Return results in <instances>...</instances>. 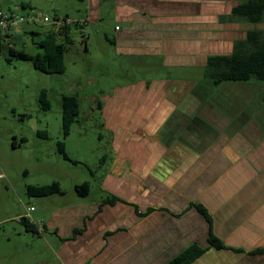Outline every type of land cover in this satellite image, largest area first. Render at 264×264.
I'll return each instance as SVG.
<instances>
[{
	"label": "crops",
	"instance_id": "1",
	"mask_svg": "<svg viewBox=\"0 0 264 264\" xmlns=\"http://www.w3.org/2000/svg\"><path fill=\"white\" fill-rule=\"evenodd\" d=\"M241 1L72 0L79 13H61L83 20L68 33L84 50L85 28L111 18L109 43L133 71L98 103L111 152L99 194L80 196L74 183L17 216L6 240L31 234L41 248L32 264H165L191 244L204 251L188 264H264V83L212 87L201 70L247 31L264 32V20L231 14Z\"/></svg>",
	"mask_w": 264,
	"mask_h": 264
},
{
	"label": "rangeland",
	"instance_id": "2",
	"mask_svg": "<svg viewBox=\"0 0 264 264\" xmlns=\"http://www.w3.org/2000/svg\"><path fill=\"white\" fill-rule=\"evenodd\" d=\"M22 3L50 16H62L63 11L79 13L72 0H0V7L28 8ZM112 23L108 18L100 28H85L87 50L83 49L79 31H73L72 41L62 54V74L42 72L31 58L21 56L43 53L25 31L33 27L41 33L45 28L40 25L21 23L18 33L0 43V264H32L40 255L41 248L33 244L29 233L19 237L17 232L11 241L6 240L20 226L17 216L25 212L26 206L36 205L38 199L27 194L28 185L57 181L61 189L70 191L74 183L90 181L91 197L99 194L97 176L109 167L111 152L98 103L103 90L111 92L122 82L121 77L133 71L129 62L132 58L119 54L109 43ZM201 70L204 76L205 68ZM184 73L188 71L172 70V74ZM42 89L47 93L48 110H42L38 101ZM64 94L77 96L80 110L66 136L61 128ZM37 132H45L46 136ZM58 141H63L68 159L59 152Z\"/></svg>",
	"mask_w": 264,
	"mask_h": 264
},
{
	"label": "trees",
	"instance_id": "3",
	"mask_svg": "<svg viewBox=\"0 0 264 264\" xmlns=\"http://www.w3.org/2000/svg\"><path fill=\"white\" fill-rule=\"evenodd\" d=\"M21 6L25 7L26 5L22 4ZM231 14L244 18L250 23L263 21L264 0H243L232 7ZM42 27L45 29L41 32L42 35L38 40H35L34 36L40 35L41 33H29L31 34L32 42L38 47L43 48V53L37 54L35 57H29L25 54H21V56L31 58L34 67L42 72L62 74L65 69L62 54L72 41V37L68 33L71 25H66L59 29L46 26ZM13 32L6 33L0 31V43L4 38L10 37ZM249 79H255L256 81L264 83V32L255 30L247 31L243 39L235 41L229 54L207 56L203 78L204 82L212 87L224 81H246ZM38 101L42 110H48L49 101L45 89L40 91ZM79 113L78 97L73 94L62 95L61 128L63 136L68 135L72 125L77 121ZM37 133L43 137L46 136L45 132ZM57 148L63 158L68 159L64 152L63 141L57 142ZM73 162L78 163V161ZM90 186V181H83L81 184L75 185L74 190L78 195L85 196L88 194ZM26 191L29 196L40 197L60 193L61 189L58 182L53 181L51 184L45 185H28ZM106 200L109 203L113 201L112 198H106ZM196 207L209 219L208 214L201 206L197 205ZM19 221L25 230L36 232L34 226L26 216H21ZM207 240L215 248L224 247L220 239L212 233L209 234ZM256 250V252H259L263 249ZM203 251L204 248L197 244H191L165 264H188L196 259Z\"/></svg>",
	"mask_w": 264,
	"mask_h": 264
},
{
	"label": "built area",
	"instance_id": "4",
	"mask_svg": "<svg viewBox=\"0 0 264 264\" xmlns=\"http://www.w3.org/2000/svg\"><path fill=\"white\" fill-rule=\"evenodd\" d=\"M28 8L19 10L15 7L9 10H3L0 7V31L12 32L19 28V24L27 23L30 25H40L59 29L66 25L81 26L83 20H76L69 15H48L44 14L30 6ZM25 8V7H23Z\"/></svg>",
	"mask_w": 264,
	"mask_h": 264
}]
</instances>
